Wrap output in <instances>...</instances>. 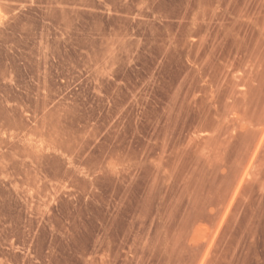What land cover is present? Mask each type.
I'll use <instances>...</instances> for the list:
<instances>
[{"label":"rangeland","instance_id":"rangeland-1","mask_svg":"<svg viewBox=\"0 0 264 264\" xmlns=\"http://www.w3.org/2000/svg\"><path fill=\"white\" fill-rule=\"evenodd\" d=\"M0 264H264V0H0Z\"/></svg>","mask_w":264,"mask_h":264}]
</instances>
